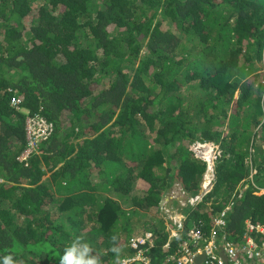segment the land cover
Returning a JSON list of instances; mask_svg holds the SVG:
<instances>
[{
	"label": "trees",
	"instance_id": "16d2710c",
	"mask_svg": "<svg viewBox=\"0 0 264 264\" xmlns=\"http://www.w3.org/2000/svg\"><path fill=\"white\" fill-rule=\"evenodd\" d=\"M36 115L55 133L26 165ZM196 143L223 156L186 228L209 236L225 212L237 243L264 224V0H0V256L59 264L79 237L120 264L155 233L161 264L166 194L200 191Z\"/></svg>",
	"mask_w": 264,
	"mask_h": 264
},
{
	"label": "built area",
	"instance_id": "2783aa9c",
	"mask_svg": "<svg viewBox=\"0 0 264 264\" xmlns=\"http://www.w3.org/2000/svg\"><path fill=\"white\" fill-rule=\"evenodd\" d=\"M20 99H15L12 106L19 108ZM25 132L27 139V149L20 157L22 163L28 164L33 155L40 154V144L48 141L55 132L53 123L39 115L27 117L25 120ZM195 150L200 154V160L206 166L201 193L196 197L189 198L183 206H197L202 203L203 198L209 195L216 183V170L223 151L220 146L208 143H200L194 145ZM212 148L217 157L213 160V167H210L208 160L204 156L206 148ZM162 218L169 220L165 223L164 230L161 234H168V240L164 246L170 248V253L164 257L163 264H242V256L251 259L250 264H264V224L246 221L244 226V234L241 241L234 243L229 241V233H224L227 229L225 212L214 220V229L209 236L202 233L201 225H195L189 229L186 228L187 217L184 214L177 213L173 215L171 209L162 203ZM160 234L146 233L140 237L131 240L130 249L136 251L137 254L132 258L123 259L120 264H151L149 253L153 252L156 247L155 238H159ZM258 239H262L259 242ZM178 242L176 245L172 242ZM144 246L147 248H144ZM221 253H226L228 263L221 257ZM204 256L201 262L200 257Z\"/></svg>",
	"mask_w": 264,
	"mask_h": 264
},
{
	"label": "clouds",
	"instance_id": "9594fccd",
	"mask_svg": "<svg viewBox=\"0 0 264 264\" xmlns=\"http://www.w3.org/2000/svg\"><path fill=\"white\" fill-rule=\"evenodd\" d=\"M54 125V124H53ZM55 133V132H54ZM196 144H200V143H196ZM195 144V145H196ZM202 144V143H201ZM219 146V145H218ZM197 151V150H196ZM197 154H198V157L200 156L199 152L197 151ZM200 159V158H199ZM201 161V160H200ZM203 163V162H202ZM205 165V164H204ZM205 172H206V169H205ZM205 174V173H204ZM253 177V175H252ZM204 178V176H203ZM250 179V178H249ZM251 180V179H250ZM203 182V180H202ZM202 182H201V185H200V191L197 195H199L201 193V189H202ZM250 182V181H249ZM215 187V186H214ZM177 192L179 193V195H177ZM212 193V192H211ZM210 193V194H211ZM174 198L173 197H169V200H170V203H165L166 207H168L169 209H172L170 207L171 205V202H173L174 200L176 202L173 203L176 204L175 207H176V210L172 211V213H174L173 215H176L177 213H181L183 214L182 212L185 210V208H188V206H191V205H186V206H183V203H186L187 200L189 198H193V197H196L197 195L193 196V197H190L188 196L185 192H182L181 190H176L174 191ZM209 194V195H210ZM257 195H263L264 194V189H260L258 191V193L256 192ZM207 195V196H209ZM206 196V197H207ZM172 198V200H171ZM205 198V197H204ZM204 198H203V201H204ZM168 200V201H169ZM202 204V203H200ZM200 204H198L197 206H192L191 208H196V207H199ZM162 208V207H161ZM159 213H161V209L159 210ZM162 213L159 215V217L162 218ZM163 219V218H162ZM166 220H169V217L166 219ZM166 220L163 219V223H164V226H165V223L167 222ZM245 226V225H244ZM161 230H164V227L163 229ZM169 239V238H168ZM167 239V240H168ZM242 239V238H241ZM241 239L239 241H241ZM111 240H112V243H113V247L110 249L114 254L116 255H119L120 253V248L119 246L116 244L117 242V237L114 235L111 237ZM259 242H262V239H258ZM174 244L178 245L179 244V241L174 242ZM165 257V256H164ZM221 257L227 261L228 263V257L226 255V253H221ZM204 258V256L200 257L198 259V262H201L202 259ZM243 259V262L242 264H250L252 263L253 261L251 259H248L244 256L241 257ZM164 263V259L162 260L161 264ZM0 264H16V261L14 259V257L12 255H4V256H0ZM59 264H102V261H101V258L99 256H97L96 254H94L93 252V249L91 247V245L77 237L76 239L72 240L65 248H64V251L62 253V255L59 257ZM152 264V263H151Z\"/></svg>",
	"mask_w": 264,
	"mask_h": 264
},
{
	"label": "rangeland",
	"instance_id": "374dc122",
	"mask_svg": "<svg viewBox=\"0 0 264 264\" xmlns=\"http://www.w3.org/2000/svg\"><path fill=\"white\" fill-rule=\"evenodd\" d=\"M26 38H27V35H26ZM93 176H91V179H92V181L94 182V183H96V184H101V182H102V179L100 178V177H98V175L95 173H93L92 174ZM43 183H45V184H52V179H51V175H46L44 178H43V181H42ZM167 192H165V194H166ZM174 192H171V193H167L166 195H168V197H175L174 196V194H173ZM100 194V196L101 197H103V194L100 192L99 193ZM177 195H179V193L177 192ZM131 201H129L128 203H126V204H123V206L125 207V209L126 210H128L130 207H131ZM54 207H56V206H54ZM130 210V209H129ZM138 218H140V220H143V223H145L148 219H151V221H150V223L152 224V225H156V222L153 220V218H152V216L149 214V215H147V214H140L139 216H138ZM153 220V221H152Z\"/></svg>",
	"mask_w": 264,
	"mask_h": 264
},
{
	"label": "bare ground",
	"instance_id": "6f19581e",
	"mask_svg": "<svg viewBox=\"0 0 264 264\" xmlns=\"http://www.w3.org/2000/svg\"><path fill=\"white\" fill-rule=\"evenodd\" d=\"M216 153L212 148H206L204 151V156L208 160L210 167H213V160L216 158Z\"/></svg>",
	"mask_w": 264,
	"mask_h": 264
},
{
	"label": "crops",
	"instance_id": "0c3cea01",
	"mask_svg": "<svg viewBox=\"0 0 264 264\" xmlns=\"http://www.w3.org/2000/svg\"><path fill=\"white\" fill-rule=\"evenodd\" d=\"M48 175H51V174H48ZM171 200H172V198H171ZM172 201H173V200H172ZM174 202H176V201L174 200L173 202H171V205H170V207L172 208V209H171L172 211L176 210V207H175L176 204L173 205ZM166 221H168V220H166ZM167 239H168V238H167Z\"/></svg>",
	"mask_w": 264,
	"mask_h": 264
}]
</instances>
